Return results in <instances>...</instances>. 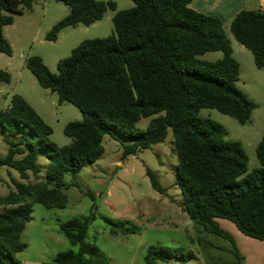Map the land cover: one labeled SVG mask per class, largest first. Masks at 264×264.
<instances>
[{
  "label": "trees",
  "instance_id": "trees-1",
  "mask_svg": "<svg viewBox=\"0 0 264 264\" xmlns=\"http://www.w3.org/2000/svg\"><path fill=\"white\" fill-rule=\"evenodd\" d=\"M56 1L67 6L69 14L51 28L46 41H56L64 28L90 26L107 10H116L113 2ZM130 1V9L113 16V34L79 43L69 57L58 61L57 74L49 72L39 57L26 61L41 88L55 93L59 103H70L80 111L82 120L69 122L63 129L71 139L68 145L58 147L49 141L50 127L21 96L13 95L10 106L0 109V139L7 146L0 168L16 171L21 180L13 181L15 191L0 197L5 208L0 213V264H20L16 255L26 248L21 235L34 203L46 209L67 207L61 190L64 176L77 175L96 162L104 151V136L128 140L122 144L126 158L164 142L168 129L177 158L176 184L188 218L206 233L228 240L232 245L228 252L236 264L243 258L216 220L229 221L243 236L264 241V136L255 149L259 167L248 172L241 144L226 140L219 124L198 116L200 109H212L243 126L256 108L235 85L238 63L230 57L223 22L190 9L192 0ZM21 4L30 8L29 0H0V53L6 56H11L12 48L3 28L13 23L12 14L21 13ZM229 29L251 52L256 68H264V10H242ZM215 51L224 57L215 62L198 59ZM9 80L0 71V81ZM142 118H151L144 131L136 128ZM39 156L48 159L44 181L38 180ZM145 173L151 187L164 194L155 174L149 169ZM93 220L91 214L60 223V231L77 250L60 252L43 264H108L106 256L86 241L88 223ZM105 222L112 236L132 232L109 219ZM144 258L146 264L188 259L180 247L153 245L147 247Z\"/></svg>",
  "mask_w": 264,
  "mask_h": 264
},
{
  "label": "rangeland",
  "instance_id": "rangeland-1",
  "mask_svg": "<svg viewBox=\"0 0 264 264\" xmlns=\"http://www.w3.org/2000/svg\"><path fill=\"white\" fill-rule=\"evenodd\" d=\"M94 1L113 2L116 10H107L100 21L90 26L78 24L64 28L56 41H46L45 36L69 14V8L56 0H29L30 8L21 4V13L12 14L13 23L3 28L12 54L6 56L0 53V71L10 76L9 82L0 81V109L10 106L13 95L21 96L50 127L48 139L58 147L66 146L71 141L63 134L65 125L81 121L82 115L72 104L59 103L55 93L41 88L26 67V61L31 57H39L49 72L57 74L59 60L69 57L72 49L82 41L112 35V18L116 11L133 6L130 0ZM229 25L230 22L223 24V29L229 40L230 57L238 63L235 85L248 100L256 104V108L243 126L212 109H200L198 116L219 124L226 140L241 144L247 157V171L250 172L259 167L255 149L264 136V68H256L251 52L234 39ZM223 57V52L215 51L204 53L198 59L215 62ZM150 119H140L136 128L144 131ZM123 143L129 141L104 136V151L100 158L82 168L77 175L64 176L61 190L68 200L65 209H46L39 203L32 205L30 222L21 235L26 248L16 258L49 261L60 252H75L77 248L68 242L58 225L73 218L83 220L93 214L94 220L88 223L86 241L106 256L108 264H146V249L151 245L180 247L188 258L183 263L169 258L156 264H229L228 259L233 258L227 251L232 248L231 243L206 233L183 210L181 191L176 184L177 158L171 130H167L164 142L126 158L122 157ZM6 152L7 146L0 139V157H4ZM37 164L40 167L38 180L44 181L47 157L39 156ZM147 169L155 174L165 190L164 194L157 193L151 187L145 173ZM13 181H21L19 174L12 169L0 168V197L15 191ZM88 193L93 197L87 196ZM4 211L5 208L0 206V213ZM105 219L132 232L112 236ZM216 222L219 228L231 235L236 248L248 255V264H252L254 255L248 251L254 250L248 245H241L236 238L237 242L234 241L235 226L223 219Z\"/></svg>",
  "mask_w": 264,
  "mask_h": 264
},
{
  "label": "crops",
  "instance_id": "crops-1",
  "mask_svg": "<svg viewBox=\"0 0 264 264\" xmlns=\"http://www.w3.org/2000/svg\"><path fill=\"white\" fill-rule=\"evenodd\" d=\"M189 8L198 13L216 17L221 22H223V24H225L227 22H231L233 17L242 10H264V0H192L189 3ZM234 234L236 235L235 237L233 236L234 241H236L237 239L239 240L241 245H248L250 246L251 250H254L248 251L250 254L254 255L252 264H264V241H257L248 237L241 236V234L237 230L236 232H234ZM230 250L231 249L227 251ZM236 250L238 254H240L243 258L241 264H248V255L245 252L239 250L238 248H236ZM229 255L231 254L229 253ZM231 257L233 256L231 255ZM51 260L45 261L39 258L30 260H19V262L20 264H43L46 262H50ZM228 261L229 264H236V259L234 257L230 260L228 259Z\"/></svg>",
  "mask_w": 264,
  "mask_h": 264
}]
</instances>
